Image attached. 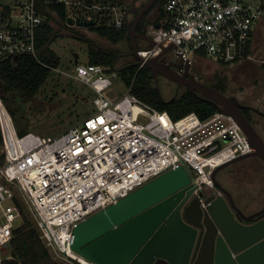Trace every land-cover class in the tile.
<instances>
[{
    "label": "built area",
    "instance_id": "obj_1",
    "mask_svg": "<svg viewBox=\"0 0 264 264\" xmlns=\"http://www.w3.org/2000/svg\"><path fill=\"white\" fill-rule=\"evenodd\" d=\"M54 5H65L74 20H94L96 15L117 28L125 25V10L117 3L0 0V61L16 63L22 55L41 61L38 32L49 14L57 17ZM163 7L160 27L152 23L148 29L154 44L138 50L143 58L142 63L137 58L139 70L170 45L172 56L184 65L200 56L222 64L252 56L254 26L264 15V0H165ZM74 75L94 89L96 111L56 136L20 135L0 96V262L11 257H4L2 248L10 244L25 202L58 260L97 264L71 248L80 222L179 166L200 188L214 187L215 168L253 150L241 125L222 110L174 119L132 92L135 78L122 96H108L120 77L116 68L78 62Z\"/></svg>",
    "mask_w": 264,
    "mask_h": 264
},
{
    "label": "water",
    "instance_id": "obj_2",
    "mask_svg": "<svg viewBox=\"0 0 264 264\" xmlns=\"http://www.w3.org/2000/svg\"><path fill=\"white\" fill-rule=\"evenodd\" d=\"M156 0H149L130 22L127 9L125 25L130 34L131 55H138V39L153 45L147 28L138 31L143 13ZM68 25L91 27L95 20L68 17ZM160 27V23H156ZM170 45L147 60L161 98L160 75L176 83V98L183 87L193 94L213 103L217 109L232 115L248 135L253 150L226 162L212 172L215 187L200 188L192 183V176L184 166L170 169L148 181L117 202L103 208L73 230L71 248L97 264H264V215L261 212L247 215L217 175L224 167L251 156L264 162V139L243 115L237 99L229 97L209 84L200 82L190 72L191 65L171 60ZM169 53V55H168ZM74 52L75 63H78ZM133 63L132 65H138ZM175 67V69L173 68ZM204 199V205L201 201ZM199 208L194 221L195 207ZM210 223L215 225L210 228ZM219 233V234H218ZM11 245L5 244L2 255L11 254Z\"/></svg>",
    "mask_w": 264,
    "mask_h": 264
},
{
    "label": "rangeland",
    "instance_id": "obj_3",
    "mask_svg": "<svg viewBox=\"0 0 264 264\" xmlns=\"http://www.w3.org/2000/svg\"><path fill=\"white\" fill-rule=\"evenodd\" d=\"M14 1L15 0H2L5 4H13ZM130 1L131 0H120L118 2L120 8L125 10L129 6ZM96 3L107 5L106 2ZM72 16L76 17L77 15L73 14ZM54 26L57 33L56 38L52 43V48L61 57L60 65L56 69H53L46 82L31 100L23 102L15 99V107L17 109L16 117L18 118L20 125L26 128L27 132H34L44 136L59 135L72 125L82 122L96 111L94 89L89 84L76 79L74 75L76 68L74 52L79 54V63H87L90 45L116 50L120 57L122 54H125L123 55L124 58L122 60H117V70L124 65L135 63L137 61L136 58L130 54V43L120 42L115 44L108 39L99 36L93 29L86 27L76 29L73 28V26L69 27L68 25H66L68 27H64V24L61 21L55 22ZM75 30H80L81 35H83L87 41L76 38L74 34ZM139 45L141 46L142 42H139ZM253 45V49L257 48L253 56H256V62L258 65L261 61H264V21H259L258 23V30L253 37ZM172 52L173 49L169 51V53ZM216 63L217 62H215L214 65H216ZM232 64L233 63L227 64L226 66H229V69L232 68L230 75H232V78L234 79L233 85L236 86L242 83H245L246 86L249 85L253 79L250 80L249 78L244 80L242 75L248 73L250 70L252 71L251 68L254 63L242 62L240 64ZM159 87L166 100L174 96L176 91L174 83H170L169 80L160 77ZM255 87L261 89L264 93V87L260 86V88L251 84L252 90H254ZM127 89L128 87L124 78L120 76L114 79L113 86L109 88L106 93L112 98H118L122 96ZM14 123L18 130L19 124L15 119ZM243 167L246 169H254L255 167L261 169L259 172L257 170H252L248 174L241 173L240 178H237V180L242 179V181H238L243 185V192L240 193L258 195V200L249 207L250 209H254L264 201V182L262 181V177H264V164H262V162H258L254 158H247L245 160L231 163L219 172L221 174L220 180H227L228 175H235V172L237 171L240 173V170ZM228 186L229 190H238L237 185L232 181L228 182ZM23 211V216L25 215L30 218L33 226L37 227L35 219L32 218L31 209L26 202L23 203ZM22 220H20L17 225H20ZM51 254L58 263L68 264L62 260H58L52 251Z\"/></svg>",
    "mask_w": 264,
    "mask_h": 264
},
{
    "label": "trees",
    "instance_id": "obj_4",
    "mask_svg": "<svg viewBox=\"0 0 264 264\" xmlns=\"http://www.w3.org/2000/svg\"><path fill=\"white\" fill-rule=\"evenodd\" d=\"M86 4L117 3L120 0H83ZM57 17L49 14L42 24L37 37V46L41 61L29 55H22L14 63L11 59L0 61V96L6 103L13 118L18 122V132L20 135L27 133L16 117L17 109L15 99L23 102L31 100L46 82L54 68L60 65L61 57L52 48V43L56 38L55 22H63L64 27L68 20V9L65 5H54L51 7ZM96 23L89 27L95 30L100 36L107 38L112 43L126 41L130 43V34L126 25L117 28L108 24L107 17L92 15ZM76 38L87 41L81 35L80 30L74 32ZM130 46V45H129ZM89 62L101 63L113 69L116 68L119 53L116 50L105 49L90 45ZM127 87L132 85V92L144 101L152 104L161 111H167L172 118L178 119L190 112H197L200 115H207L215 112L217 107L189 90H183L174 99L164 101L157 89L154 76L151 70L144 66L140 70L138 66L128 64L119 69ZM1 140V133H0ZM23 209V208H22ZM24 212V211H23ZM22 223L17 225L10 241V258H4L0 264H61L58 263L51 254L45 241L40 237L38 227H34L30 218L23 216Z\"/></svg>",
    "mask_w": 264,
    "mask_h": 264
},
{
    "label": "flooded vegetation",
    "instance_id": "obj_5",
    "mask_svg": "<svg viewBox=\"0 0 264 264\" xmlns=\"http://www.w3.org/2000/svg\"><path fill=\"white\" fill-rule=\"evenodd\" d=\"M148 1L149 0H131L130 1L129 6L125 9V11L127 9H136L135 13L129 14L130 22H132V20L137 16V13L145 7ZM164 1L165 0H156L155 3L143 13L139 21V24H138L139 32H142L143 29L146 27L147 35H150L149 30H148L149 26L152 23H157L161 15L164 14V7H163ZM260 21H264V15L262 16ZM258 23L254 26L253 37L255 35V32L258 30ZM142 40L143 39H138L137 42H140ZM253 47L254 45L252 41V44H251L252 56L250 58L243 59L240 62L233 63V64H240L242 62L254 63L253 67L251 68L252 71L251 70L249 71L251 73L248 72L242 75L244 80L249 79V78L250 80L253 79V81L249 83V85L247 86L245 85V83L234 86L233 85L234 79L232 78V75H230V71L232 68L229 69V66H226L227 64H222L219 62H217L216 65H214L216 61L214 62V60L210 56H203L195 60L193 64L191 65L190 72L193 75H195L197 80H199L200 82L211 85L212 87L216 88L218 91L225 94L226 96L235 97L237 99L239 108L242 111L243 115L247 118V120L252 124V126L257 130V132H259V134L264 139V93L261 89L257 87H255L254 90L251 89V84L253 86L264 87V61H261L260 64L257 65L256 56H253L257 48L253 49ZM123 55L125 54H122L120 58H122ZM172 58H173L171 60L172 62H175V63L182 62L177 57H172ZM173 68L175 69V67ZM160 77L164 79L162 75H160ZM171 82L172 81H170V83ZM172 83H174L176 86L175 82H172ZM183 90H188V88L183 87L181 91ZM249 158H254L256 161L262 162V164H264L263 160L259 158L258 156H251ZM258 167H255L254 169H251V168L246 169L245 167H243L240 170V173L237 171L235 172L236 173L235 175H231V174L228 175L227 178L229 179V181L230 182L232 181L235 185H237L238 187L237 191H234L233 189L229 190L228 189L229 188L228 179L225 181L220 180L221 174L219 173L217 175L218 179L222 182V184L229 191H231L237 205L241 207L243 211L245 212V214L247 215L261 212V210L264 208V201L257 208L250 209L249 207L252 206V204H254L255 201L258 200V195L240 193V192H243V188H242L243 185H241L240 182L238 181H242V179L237 180V178H240L241 173L248 174L252 170H257L258 172L261 171V169ZM262 181L264 182V177H262ZM194 209H195L194 215L196 213V217L193 216L192 218L194 221H199V218H197V216L200 210L199 208H197V206ZM263 215H264V212L263 213L261 212V214L256 215V217H253V219H256L257 217L263 216ZM212 227H213V230H215V225L214 224L212 225V223H210V228Z\"/></svg>",
    "mask_w": 264,
    "mask_h": 264
},
{
    "label": "crops",
    "instance_id": "obj_6",
    "mask_svg": "<svg viewBox=\"0 0 264 264\" xmlns=\"http://www.w3.org/2000/svg\"><path fill=\"white\" fill-rule=\"evenodd\" d=\"M161 16H163V15H161ZM161 18V17H160ZM159 18V19H160ZM87 28H89V27H87ZM90 29V28H89ZM95 31V30H94ZM98 34V33H97ZM99 35V34H98ZM100 36V35H99ZM102 37V36H101ZM103 38H105V37H103ZM107 39V38H106ZM126 41H123V43H125ZM140 42H142V45L140 46L139 45V42H138V46L139 47H145V46H147V45H149V42H147V41H144V40H142V41H140ZM120 43V42H119ZM131 49V48H130ZM89 52V51H88ZM132 56H134V55H132ZM135 57V56H134ZM120 58V56H118V59ZM124 57H122V58H120L119 60H122ZM136 58V57H135ZM199 58H201V56L200 57H198L197 59H199ZM196 59V60H197ZM89 60V56L87 57V62H89L88 61ZM136 60H137V58H136ZM136 63V62H135ZM130 64H133V63H130ZM124 66H126V65H124ZM124 66H122V67H120V68H123ZM120 68H118V70L120 69ZM120 73V72H119ZM120 76H122L121 74H120Z\"/></svg>",
    "mask_w": 264,
    "mask_h": 264
}]
</instances>
